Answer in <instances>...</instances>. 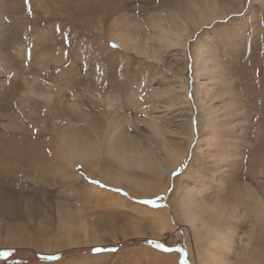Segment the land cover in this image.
<instances>
[{"label":"rangeland","instance_id":"374dc122","mask_svg":"<svg viewBox=\"0 0 264 264\" xmlns=\"http://www.w3.org/2000/svg\"><path fill=\"white\" fill-rule=\"evenodd\" d=\"M263 209L264 0H0V254L264 264Z\"/></svg>","mask_w":264,"mask_h":264},{"label":"bare ground","instance_id":"6f19581e","mask_svg":"<svg viewBox=\"0 0 264 264\" xmlns=\"http://www.w3.org/2000/svg\"><path fill=\"white\" fill-rule=\"evenodd\" d=\"M179 33H180V31H179ZM177 34V33H176ZM172 36V35H171ZM176 37H177V35H176ZM175 38V37H174ZM154 130H155V132L158 134V129L156 128V125L154 126ZM68 152H69V154L71 155V157H73V158H75L77 161H83V160H85V158H86V155H87V152H88V149H87V147L85 148V147H80L79 149H76V148H70L69 150H68ZM89 154V153H88ZM180 155H182L181 154V152H180ZM179 155V153L177 152L176 153V151L174 150L173 152H168L167 153V160H169V161H172V166H171V169L173 168V167H175V165H177L180 161H181V159H182V157ZM138 156H140V160L138 161V162H135V164H136V166H139V167H141V168H148L150 171H152L153 172V174H156V175H160L161 177H162V175H164L167 171H166V169L162 172V170H163V166H161V168L160 167H158V163H154V162H152L153 160L152 159H149V156L147 157V156H145V157H142L141 156V152L140 153H138ZM144 156V155H143ZM87 160H88V158H87ZM125 161V160H124ZM127 161V160H126ZM83 163V162H82ZM125 166H128V164L126 163V162H124L123 163ZM6 212V211H5ZM259 212V216H257V224H259L260 223V221H262V220H264L263 219V216H264V209L263 210H259L258 211ZM159 213V212H158ZM194 214V213H193ZM193 214H190L189 213V211L186 209V211H185V215H186V217H187V219L188 220H190L191 222H193V221H195V219H196V217H197V215L195 214V215H193ZM156 215H157V213H156ZM257 215V214H256ZM160 217V216H159ZM255 217V216H254ZM220 218V217H219ZM218 218V219H219ZM246 218V217H245ZM262 218V219H261ZM213 219H214V217H213ZM215 223V222H214ZM212 224H213V222H212ZM214 225V224H213ZM260 225V227L258 228H254V230L255 229H258V230H255V232L256 231H261V232H263V233H260V232H256L257 234L259 233V235L258 236H260V234H261V237H263L264 238V226L263 225H261V224H259ZM215 226V225H214ZM213 231V230H212ZM253 231V230H252ZM254 233V232H253ZM94 235V234H93ZM92 234L89 236V243L90 244H98L99 243V239H98V237H96V236H93ZM251 235V234H250ZM256 235V234H255ZM258 236H257V238H258ZM261 237H259V239L261 238ZM68 239V238H67ZM256 239V238H255ZM259 239H256V241L254 240V242H256V244H258V243H263V239H261V240H259ZM60 240H61V238H60ZM59 240V241H60ZM64 240V239H63ZM72 243V242H71ZM74 243V242H73ZM62 244H64L63 242L62 243H60V245H59V243H58V246H62ZM254 254H251V259L249 258V262L252 264V259H254ZM159 260V259H158ZM161 262V264H164L166 261H165V259H163V258H161V260H160ZM164 262V263H163ZM169 263V262H168ZM167 262H166V264H168Z\"/></svg>","mask_w":264,"mask_h":264},{"label":"trees","instance_id":"16d2710c","mask_svg":"<svg viewBox=\"0 0 264 264\" xmlns=\"http://www.w3.org/2000/svg\"><path fill=\"white\" fill-rule=\"evenodd\" d=\"M94 249H97V248H94ZM93 249L94 252H97ZM100 249V248H99ZM114 248H108V250H112ZM9 254L10 252H7V253H3V254H0V262H2V258L4 259H8L9 257ZM37 258L41 259L42 261H47V260H54L56 257H45V256H37ZM7 263H17L18 264V260L16 261L14 258H9V260H7Z\"/></svg>","mask_w":264,"mask_h":264},{"label":"snow or ice","instance_id":"6c2138e0","mask_svg":"<svg viewBox=\"0 0 264 264\" xmlns=\"http://www.w3.org/2000/svg\"><path fill=\"white\" fill-rule=\"evenodd\" d=\"M25 2L27 3V0H25ZM173 175H175V173H173ZM93 183H98V181H93ZM144 203H149V204H155V201L154 200H145L143 201ZM157 248H162L164 251H172V249L170 248H165L164 245L162 244H159L157 243L155 245ZM95 251H100L101 249L97 248V249H94Z\"/></svg>","mask_w":264,"mask_h":264}]
</instances>
